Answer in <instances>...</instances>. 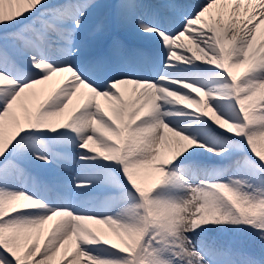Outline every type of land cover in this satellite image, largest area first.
I'll return each instance as SVG.
<instances>
[{
  "label": "snow or ice",
  "instance_id": "snow-or-ice-1",
  "mask_svg": "<svg viewBox=\"0 0 264 264\" xmlns=\"http://www.w3.org/2000/svg\"><path fill=\"white\" fill-rule=\"evenodd\" d=\"M0 264H264V0H0Z\"/></svg>",
  "mask_w": 264,
  "mask_h": 264
},
{
  "label": "bare ground",
  "instance_id": "bare-ground-1",
  "mask_svg": "<svg viewBox=\"0 0 264 264\" xmlns=\"http://www.w3.org/2000/svg\"><path fill=\"white\" fill-rule=\"evenodd\" d=\"M146 2H152V0H146ZM121 35L124 36L128 41V44L125 43L127 47L129 46L130 43H134L132 46L133 50L144 47L145 42L142 41L139 37L135 36V34L131 32H123L121 33Z\"/></svg>",
  "mask_w": 264,
  "mask_h": 264
},
{
  "label": "rangeland",
  "instance_id": "rangeland-1",
  "mask_svg": "<svg viewBox=\"0 0 264 264\" xmlns=\"http://www.w3.org/2000/svg\"><path fill=\"white\" fill-rule=\"evenodd\" d=\"M34 176L39 177L41 179L44 178L43 175L38 170L34 172Z\"/></svg>",
  "mask_w": 264,
  "mask_h": 264
}]
</instances>
